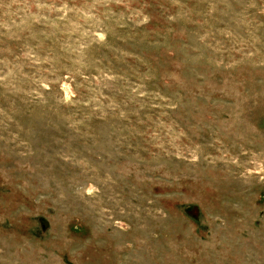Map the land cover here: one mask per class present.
<instances>
[{
  "label": "rangeland",
  "instance_id": "374dc122",
  "mask_svg": "<svg viewBox=\"0 0 264 264\" xmlns=\"http://www.w3.org/2000/svg\"><path fill=\"white\" fill-rule=\"evenodd\" d=\"M0 264H264V0H0Z\"/></svg>",
  "mask_w": 264,
  "mask_h": 264
}]
</instances>
